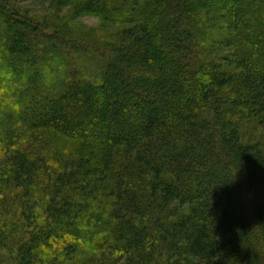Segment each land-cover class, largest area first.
I'll return each instance as SVG.
<instances>
[{
  "label": "trees",
  "instance_id": "trees-1",
  "mask_svg": "<svg viewBox=\"0 0 264 264\" xmlns=\"http://www.w3.org/2000/svg\"><path fill=\"white\" fill-rule=\"evenodd\" d=\"M13 1L0 261L264 264V0Z\"/></svg>",
  "mask_w": 264,
  "mask_h": 264
},
{
  "label": "rangeland",
  "instance_id": "rangeland-1",
  "mask_svg": "<svg viewBox=\"0 0 264 264\" xmlns=\"http://www.w3.org/2000/svg\"><path fill=\"white\" fill-rule=\"evenodd\" d=\"M13 2H15V6L18 9L24 10L30 16L40 20H51L54 17L57 19H64L67 17L70 7L73 4V0H69L68 2L62 0H14ZM104 23L102 19L92 15H79L72 20V24H76L86 30L102 31L104 30ZM162 44L165 43H161V45ZM7 256L8 254L6 253V260L0 261V264L3 262L8 264L9 258H7Z\"/></svg>",
  "mask_w": 264,
  "mask_h": 264
}]
</instances>
